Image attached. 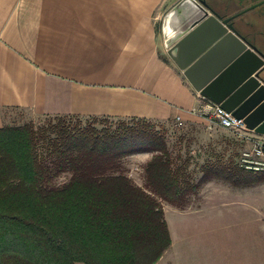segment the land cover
<instances>
[{
	"label": "trees",
	"instance_id": "obj_1",
	"mask_svg": "<svg viewBox=\"0 0 264 264\" xmlns=\"http://www.w3.org/2000/svg\"><path fill=\"white\" fill-rule=\"evenodd\" d=\"M73 117L0 128V264H155L171 239L153 195L181 205L209 180L253 183L220 165H205L194 182L174 167L152 121L94 118L112 122L97 128L73 125ZM140 152L155 153L148 190L119 171L123 158ZM66 173L67 182L51 185Z\"/></svg>",
	"mask_w": 264,
	"mask_h": 264
},
{
	"label": "crops",
	"instance_id": "obj_2",
	"mask_svg": "<svg viewBox=\"0 0 264 264\" xmlns=\"http://www.w3.org/2000/svg\"><path fill=\"white\" fill-rule=\"evenodd\" d=\"M179 1L0 0V128L23 115L180 117L184 127L229 131L197 114L209 99L181 70L188 48L175 58L166 46L164 17Z\"/></svg>",
	"mask_w": 264,
	"mask_h": 264
},
{
	"label": "rangeland",
	"instance_id": "obj_3",
	"mask_svg": "<svg viewBox=\"0 0 264 264\" xmlns=\"http://www.w3.org/2000/svg\"><path fill=\"white\" fill-rule=\"evenodd\" d=\"M51 120L56 122L49 117L23 115L14 120L13 126L25 123L47 126ZM71 121L73 125L92 124L97 128L112 123L77 117ZM151 123L165 135L174 167H183L194 182L200 180L205 165L239 169L241 177L253 181L238 187L224 180H209L196 193L189 194L181 205L153 195L163 208L171 239L170 246L155 264H264V173L239 168L240 153L246 146L239 133H213L207 127H184L178 122ZM154 155V152H140L127 156L120 161L119 171L135 185L148 190L145 169ZM70 176V173L62 174L51 185H62Z\"/></svg>",
	"mask_w": 264,
	"mask_h": 264
},
{
	"label": "water",
	"instance_id": "obj_4",
	"mask_svg": "<svg viewBox=\"0 0 264 264\" xmlns=\"http://www.w3.org/2000/svg\"><path fill=\"white\" fill-rule=\"evenodd\" d=\"M242 13L228 17L205 0H180L165 15L163 34L172 57L182 47L188 48L178 62L203 97L244 119L248 129L264 134V114L253 121L257 113H264V79L260 75L264 53L242 35L249 26ZM227 81L230 84L223 90Z\"/></svg>",
	"mask_w": 264,
	"mask_h": 264
},
{
	"label": "built area",
	"instance_id": "obj_5",
	"mask_svg": "<svg viewBox=\"0 0 264 264\" xmlns=\"http://www.w3.org/2000/svg\"><path fill=\"white\" fill-rule=\"evenodd\" d=\"M200 93V92H199ZM200 96V94H199ZM197 114L223 129L239 133L246 144L238 160L241 169L251 173H264V135L247 128L244 119L236 118L232 112L210 100L197 110ZM179 123L181 118L177 117Z\"/></svg>",
	"mask_w": 264,
	"mask_h": 264
},
{
	"label": "flooded vegetation",
	"instance_id": "obj_6",
	"mask_svg": "<svg viewBox=\"0 0 264 264\" xmlns=\"http://www.w3.org/2000/svg\"><path fill=\"white\" fill-rule=\"evenodd\" d=\"M209 6L224 16H233L242 13L241 17L249 24L246 30L241 31L245 39L259 48L264 49V3L254 9L252 6L264 0H205ZM248 10V11H247ZM263 52V51H262Z\"/></svg>",
	"mask_w": 264,
	"mask_h": 264
}]
</instances>
